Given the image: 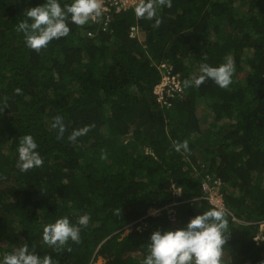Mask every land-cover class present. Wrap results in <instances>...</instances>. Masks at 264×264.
Returning a JSON list of instances; mask_svg holds the SVG:
<instances>
[{"label": "trees", "instance_id": "16d2710c", "mask_svg": "<svg viewBox=\"0 0 264 264\" xmlns=\"http://www.w3.org/2000/svg\"><path fill=\"white\" fill-rule=\"evenodd\" d=\"M43 3L0 0V101L8 97L0 112V260L27 243L58 264L98 256L103 264H142L152 232L184 228L216 208L200 198L208 176L219 180L227 208L222 264H264V0H172L157 9L159 28L137 19L136 6L112 7L105 30L69 22L67 37L37 53L16 28L26 9ZM228 59L235 73L227 89L212 80L184 86L202 62ZM161 63L183 81L167 105L154 93ZM57 115L67 128L60 140L51 127ZM24 135L43 158L28 172L17 167ZM185 140L189 152H177L173 141ZM83 214L91 219L81 243L68 242L71 252L44 244L45 225L65 216L75 224Z\"/></svg>", "mask_w": 264, "mask_h": 264}, {"label": "clouds", "instance_id": "9594fccd", "mask_svg": "<svg viewBox=\"0 0 264 264\" xmlns=\"http://www.w3.org/2000/svg\"><path fill=\"white\" fill-rule=\"evenodd\" d=\"M102 0H71V3L61 6L59 0H44V3L24 11L25 19L17 25V32L24 36L25 45L39 53L46 49L51 41L67 37L71 31L69 22L83 27L90 21L100 22L102 30L110 23L112 16L110 10L102 12ZM172 7V0H139L134 8L137 19L154 21L153 27L159 28L163 23L157 15V9ZM108 13V17H106ZM95 19V21H94ZM134 26L136 29L131 30ZM129 28V36L139 34L137 25ZM203 59L207 60L204 53ZM235 73L234 61L231 59L211 66L206 62L200 65V72L184 81L185 87L199 88L207 80H212L219 88L227 89L232 83ZM15 94H21L17 88ZM8 108V97L0 101V112ZM95 125H85L80 129H73L68 135L70 142H75L78 137L86 135ZM51 127L57 130V140L63 139L67 128L64 118L57 115L53 118ZM38 147L31 135H24L18 144L17 167L21 172H28L33 168L43 166V158L36 150ZM177 152H189L188 141H173ZM106 158V153L101 157ZM120 209L117 215L120 216ZM91 217L89 214L80 215L75 224L67 216L55 220L43 227L42 240L44 244L54 250L71 252L68 242L81 243V229L87 227ZM229 226L227 211L213 208L191 218L186 227L176 230H160L152 232L147 243V255L142 264H222L224 245L226 244ZM0 264H58L52 256L45 254L43 257L29 250L27 243L3 254Z\"/></svg>", "mask_w": 264, "mask_h": 264}, {"label": "built area", "instance_id": "2783aa9c", "mask_svg": "<svg viewBox=\"0 0 264 264\" xmlns=\"http://www.w3.org/2000/svg\"><path fill=\"white\" fill-rule=\"evenodd\" d=\"M139 0H102V12L109 11L112 7L116 12L120 10L127 9L131 6H136ZM108 17V13H106ZM95 21V19H94ZM134 26L131 30H135ZM91 35V32H88ZM159 68L161 69V81L155 86L154 93L156 94V99L158 102L167 105L168 97L172 96L174 91H180L182 89V78L179 72L172 73V66L165 63H161ZM210 178H206L202 182L203 195L200 198H206L208 201L214 205L217 209L227 210L223 202V198L220 192L217 191L219 186V180L214 179L212 184L209 182Z\"/></svg>", "mask_w": 264, "mask_h": 264}, {"label": "rangeland", "instance_id": "374dc122", "mask_svg": "<svg viewBox=\"0 0 264 264\" xmlns=\"http://www.w3.org/2000/svg\"><path fill=\"white\" fill-rule=\"evenodd\" d=\"M206 178H210V177L206 176L205 179H206ZM216 188H217V191L219 192V186L216 187ZM157 211H158V209H156V208H150V209H149V213H150V214L155 213V212H157ZM169 211H171V209H169ZM128 231H129V229H125V230L123 231L122 235L126 234ZM245 261H246V260H242V261H241V264H245ZM103 263H104V260H103L101 257L98 256L93 264H103Z\"/></svg>", "mask_w": 264, "mask_h": 264}]
</instances>
